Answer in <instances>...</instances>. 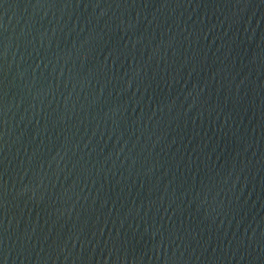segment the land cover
Listing matches in <instances>:
<instances>
[{"label":"water","instance_id":"obj_1","mask_svg":"<svg viewBox=\"0 0 264 264\" xmlns=\"http://www.w3.org/2000/svg\"><path fill=\"white\" fill-rule=\"evenodd\" d=\"M0 264H264V0H0Z\"/></svg>","mask_w":264,"mask_h":264}]
</instances>
